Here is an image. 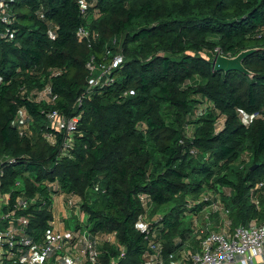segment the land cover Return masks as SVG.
Returning <instances> with one entry per match:
<instances>
[{
    "label": "trees",
    "instance_id": "1",
    "mask_svg": "<svg viewBox=\"0 0 264 264\" xmlns=\"http://www.w3.org/2000/svg\"><path fill=\"white\" fill-rule=\"evenodd\" d=\"M2 1L12 20L0 25V192L28 236L42 242L53 229L56 193L79 198L91 233L114 234L97 264L145 263L137 222L150 208L170 205L149 233L165 258L177 240H195L184 217L204 216L216 197L189 205L186 196L203 190H233L224 201L235 225L264 222V187L251 194L264 180V0H85V14L80 0ZM82 26L99 33L91 46L77 37ZM107 48L124 62L84 96L87 61L106 60ZM244 51L246 71L214 69L218 53ZM46 87L57 98L38 103L31 92ZM53 109L77 118L71 134L50 126Z\"/></svg>",
    "mask_w": 264,
    "mask_h": 264
},
{
    "label": "built area",
    "instance_id": "2",
    "mask_svg": "<svg viewBox=\"0 0 264 264\" xmlns=\"http://www.w3.org/2000/svg\"><path fill=\"white\" fill-rule=\"evenodd\" d=\"M82 12L85 14L86 2L80 0ZM12 15L4 1L0 0V25L10 23ZM57 26L51 24L49 33L52 38L56 36ZM79 41L91 46L93 41L97 40L99 33L92 32L88 27H80L77 31ZM117 39H113L116 44ZM104 61H98L96 54H92L87 61L89 78L87 81L84 96H91L96 89H101L112 83L111 74L114 69L124 62V54L117 52L112 54L110 48L106 49ZM40 94L49 102H54L57 96L51 92L49 87L42 89ZM82 98L78 99L79 103ZM256 115V114H255ZM30 117L24 109L20 110L17 124L20 127L21 134H24L30 123ZM247 120V115L244 120ZM47 120L50 126L58 131L65 130L68 134L74 130L77 118L67 119L57 109L48 112ZM45 137L51 143H54V136L46 133ZM71 137H67V143ZM193 151V150H192ZM21 183L18 182L17 186ZM55 190L57 184H51ZM264 187V180L258 182L251 190L254 195L256 191ZM63 196L65 199V218L68 220L71 213H77L79 208V198L74 194L56 193L54 196V210L56 198ZM10 193L2 194L0 192V263L5 259L14 264H97L101 253V245L109 241L115 243L114 234L97 233L93 234L88 226L82 221L78 226H70L64 230L58 229L54 220V227L48 231L42 242H36L32 237L25 233L27 219L25 217L17 218L15 210L4 211L3 206L8 204ZM216 200L205 210L207 222L202 224L196 219L193 225V233L197 237V244L193 245L192 240L182 242L177 240L179 248L165 258L163 246L159 242H154L149 237L153 229L152 224L160 221V216H155L151 223H146L142 215L137 222V229L144 232L146 239L149 240V250L145 253L144 264H264V222L258 219L251 220L248 224L235 225L229 212L222 211L220 224L215 226L211 214L221 205V199L215 195ZM213 198L210 194H205L197 201H189V205H196L203 201H210ZM256 199V198H255ZM146 197H142L145 201ZM28 201L19 197L17 206L26 207ZM220 215V213H219ZM63 218V219H65ZM65 224V221L62 220ZM6 246H9L6 248Z\"/></svg>",
    "mask_w": 264,
    "mask_h": 264
},
{
    "label": "rangeland",
    "instance_id": "3",
    "mask_svg": "<svg viewBox=\"0 0 264 264\" xmlns=\"http://www.w3.org/2000/svg\"><path fill=\"white\" fill-rule=\"evenodd\" d=\"M118 41H120V39L119 40H117V42ZM118 44H119V42H118ZM122 48L121 47H118V49L117 50H121ZM40 92H41V89L40 88H34L33 90H32V95H34L35 97H36V100H37V102L38 103H44V102H46L47 104H49L50 102L45 98V97H43V95L42 94H40ZM49 123V122H48ZM50 124V123H49ZM244 158L245 159H247V160H245L246 161V163H247V165H250L251 163H252V160H251V154L249 153V152H247V153H245L244 154ZM206 191H209L208 193H210V195L211 196H213V197H215V195H217L218 194V196L220 197V199H221V205H220V207H218V209H216V212L214 213V215H213V213L211 214V216L213 215V217L215 218L214 219V223L216 224V225H219L220 224V221H221V215H222V211L224 210V211H226L227 213L229 212V210H227V208H229L227 205H226V202L224 201V196L226 197V198H229V197H231V195H232V192H233V190L230 188V187H227V186H220V193H218V192H215V191H213V190H203L202 191V194L201 195H204L203 193L204 192H206ZM92 194L90 193V195L89 196H91ZM200 195V196H201ZM187 198H188V200L189 201H197L198 199H200L199 198V195H194V194H188L187 196H186ZM65 199H64V197L63 196H59V197H57L56 198V204H55V210H56V214L58 213V211H59V209H63V211H62V215H57L58 217V220H56V222H57V224H61V228H59V229H65V228H67V224H69L71 227L72 226H74V225H76L77 223H82L81 222V219H82V221L84 222V223H86V220H87V216H86V214H84L85 212H83L82 211V209H80V208H78L77 209V213H71L69 216H71V218L70 219H66L63 215H65L66 214V209H65ZM170 208V205H167V206H163V207H161V208H157L156 209V212L154 213V214H152L151 213V211H152V209L153 208H150V209H148V212H147V215H146V217H145V222L146 223H151V221H153L154 220V217L156 216V215H158V216H162L164 213H166L167 211H168V209ZM210 210L211 209V207H208L207 209H206V211L207 210ZM55 210H54V216H55ZM219 213H220V215H219ZM200 215V214H199ZM196 216L195 217V215H192L191 213H188L185 217H184V222H185V224H190L191 225V222L193 223V225L195 224V222H196V219H198L197 221L199 222H202V224H204V223H206L207 222V219H206V216H205V214H204V216ZM61 217H64L65 219H62ZM81 218V219H80ZM56 219V218H55ZM194 219V220H193ZM62 220H64L65 221V224H64V222L62 221ZM67 223V224H66ZM57 226V225H56ZM63 229V230H64ZM195 235V234H194ZM195 237V240H192V242L195 244V242H197V237L196 236H194Z\"/></svg>",
    "mask_w": 264,
    "mask_h": 264
},
{
    "label": "water",
    "instance_id": "4",
    "mask_svg": "<svg viewBox=\"0 0 264 264\" xmlns=\"http://www.w3.org/2000/svg\"><path fill=\"white\" fill-rule=\"evenodd\" d=\"M246 54L247 52L244 51L238 54L237 56L227 57L218 53L213 60L214 69L224 70V71H228L232 69L246 71L245 67L242 64V59ZM256 167L257 164L253 165L252 169H255Z\"/></svg>",
    "mask_w": 264,
    "mask_h": 264
},
{
    "label": "crops",
    "instance_id": "5",
    "mask_svg": "<svg viewBox=\"0 0 264 264\" xmlns=\"http://www.w3.org/2000/svg\"><path fill=\"white\" fill-rule=\"evenodd\" d=\"M62 211H63V209H59V211H58V213L56 214V210H55V218H56V220H58V216L57 215H62L61 213H62ZM66 211V210H65ZM63 216H65V215H63ZM62 219L64 218V217H61ZM215 219V218H214ZM56 220H55V222H56ZM56 225H57V228L59 229V228H61L60 226H61V224H57V222H56ZM214 225H215V223H214ZM215 226H217V225H215ZM64 229V228H63Z\"/></svg>",
    "mask_w": 264,
    "mask_h": 264
}]
</instances>
